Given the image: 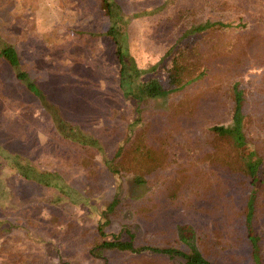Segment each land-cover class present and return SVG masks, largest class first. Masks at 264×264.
I'll return each instance as SVG.
<instances>
[{
    "label": "trees",
    "instance_id": "1",
    "mask_svg": "<svg viewBox=\"0 0 264 264\" xmlns=\"http://www.w3.org/2000/svg\"><path fill=\"white\" fill-rule=\"evenodd\" d=\"M97 2L102 16L107 19L106 29L98 37L111 43L118 64L111 84L102 85L89 70L62 74L40 84L38 76L21 66L14 42L5 39L0 32L1 97L6 98L2 91L7 93L3 71L11 68L19 89L14 91L10 87L13 94L7 93V96L33 95L56 126L55 131L48 133L49 138L39 143L35 138L10 134L5 129L6 116L0 113V177L16 176L27 183L41 185L56 194L58 201H89L97 192L91 193L88 184V190L79 189L58 169L38 165L44 159L38 156L45 148L58 153L64 150L74 167L72 171L78 170L79 176L83 173L92 176L97 165L119 179L130 176L126 183L129 189L124 196L127 200H136L134 220L143 223L150 233L170 235L173 238L170 242L178 244L135 246V234L129 232L130 238L123 239L122 234L127 231L120 229L110 239L96 243L91 249L95 255L100 257V253L107 250L149 252L177 258L183 264H217L216 257H223L222 262H226L224 255H229L234 259L244 257L248 264H264V145L260 146L246 134L245 122L249 119L243 112L246 103L239 85L243 67L260 66L264 70V19H258L256 29L246 21L239 22V30L249 32L246 37L237 39V35L226 36L234 28L232 23L205 19L194 24L199 20L195 17L187 21L184 14L189 11L181 9L182 15L169 19L167 27L172 40L164 52L154 61L140 65L129 54L126 28L130 18L140 13L126 15L118 0ZM0 3L6 7L12 0H0ZM197 6L189 7L191 12ZM213 76L217 77L213 78L216 84L208 86L201 98L195 97L192 101V95H187L189 91L181 92L191 87L204 88L201 82L208 84L206 80ZM113 90H120L125 98L132 100L138 112L157 99L168 98L172 100L168 103L172 113L145 108L147 112L141 113L143 116L138 115L128 123L126 139L102 162L96 159L100 152L98 139L83 133L74 122L65 123L55 107L62 103L73 113L101 115L111 111L106 114L117 116L121 105L110 94ZM177 93H182V97L175 99ZM220 94L230 100L228 118L202 124L201 104L213 103V97L219 102ZM212 106L215 108L214 104ZM197 110L199 112L194 113ZM195 128H203L202 134ZM179 134L182 141L176 140ZM187 137L188 155L192 153L196 162H207L219 168L220 178H210V169L204 171L195 161H178L176 150L180 151L181 145L187 143ZM169 168L173 170L165 174ZM122 184L119 182L114 187L113 199L104 214H111L122 201ZM217 211L223 212L217 214ZM98 229L100 235H105L103 226ZM5 234L0 232V235ZM9 238L12 239V235ZM180 243L187 248L180 247ZM215 244L223 246L219 250ZM133 260L136 264L141 259ZM60 264L71 263L61 260Z\"/></svg>",
    "mask_w": 264,
    "mask_h": 264
},
{
    "label": "rangeland",
    "instance_id": "2",
    "mask_svg": "<svg viewBox=\"0 0 264 264\" xmlns=\"http://www.w3.org/2000/svg\"><path fill=\"white\" fill-rule=\"evenodd\" d=\"M118 2L126 15L140 13L130 18L126 27L130 40L129 54L140 65L154 61L164 52L172 40L167 27L170 25L169 19L177 14L182 15L181 9L183 12L189 11L184 14L187 21H192L195 17L199 20L194 24L205 19L232 23L234 28L226 33V36L237 35L235 36L237 39L246 37L249 32L248 29L241 32L239 22L246 21L256 29L258 19H264V0H118ZM193 5L198 6L191 12L189 7ZM106 25L107 19L102 16L97 0H12L6 7L0 3V32L5 39L14 42L20 55L21 66L32 75L38 76L39 83L43 80L56 79L62 74L72 75L81 70H89L88 72L98 78L102 85L111 84L113 79L111 76L116 75L118 68L117 59L112 53L111 43L98 37L105 31ZM242 70L239 85L243 88L246 103L243 112L248 114L249 119L245 122V130L248 138L261 146L264 145V70L260 66L251 68L245 66ZM14 76L11 68H5L3 71L4 90L8 95L13 94L12 89L14 91L19 89ZM214 77L217 78L213 76L206 80L208 84L205 81L201 82L200 86H206L204 87L206 90L191 87L181 92L189 91L187 95H192V101L195 97L201 98V95L207 93L208 86L216 84L213 81ZM102 91L108 94L104 88ZM2 93L6 98L0 95V113L6 116L5 129L10 134L16 137L25 135L42 143L49 138L47 136L49 132L55 131L56 126L50 115L44 111L36 97L18 93L8 97L7 93L3 91ZM182 93H177L175 99L181 98ZM110 94L121 105V113H117V116L106 114L112 113L111 111H104L101 115L73 113L62 103L57 107L53 104L65 123L74 122L83 133L98 139L100 146V152L96 154L98 161H105L113 155L118 143L127 137L128 123L138 115L141 116V113L147 112L145 108L154 112L172 113L168 105L172 100L168 98L164 99L165 101L157 99L143 106L138 112L135 103L125 98L120 90H113ZM220 95L219 102L213 97V103L210 101L208 104L205 101L201 104V111L194 112L200 113L202 124L222 122L228 118L230 100L226 95ZM49 99L53 101L51 96ZM195 129L199 135L202 134L203 128ZM176 140L182 141V135L179 134ZM188 144L187 137V143L181 145L180 151L176 150L179 152L178 161L196 162L192 153L188 155ZM38 158H44L38 163L41 167L58 169L67 180L70 178L71 183L77 188L87 189L88 184L91 193L97 194L82 203L66 199L58 201L56 194L41 185L27 183L16 176L9 178L1 176L0 232L8 234L0 235V264H60L61 260L69 261L71 264L102 262L133 264L136 257L141 259L136 264L141 262L183 264L177 258L169 259L164 255L149 252L133 254L128 251L107 250L100 253V257L95 255L91 249L96 243L110 239L120 229L127 231L123 232V239L130 238L129 232L135 234V246L178 244L170 242L173 239L170 235L150 233L145 230L143 223L134 220L136 200H127L124 196V192H128L129 189L126 183L129 182L130 176L119 179L99 165L94 169L96 173L92 176L86 173L88 170H85L86 174L79 176L78 170L72 171L73 165L68 162L69 157L64 150L58 153L45 148ZM196 163L204 171L210 169V178L221 177L219 168L208 165L207 162ZM172 170L167 169L165 174ZM119 182L123 183L120 193L122 201L111 214L106 215L103 211L113 199L114 187H117ZM221 212L223 211H217V214ZM100 225L103 226L105 235H100L98 229ZM123 225L126 226L122 228ZM10 235L12 239L9 238ZM179 246L187 248L183 243ZM222 246L215 244L219 250ZM142 258L145 260L142 261ZM224 258L228 261L222 262L223 257H216L214 261L217 264H248L244 257L234 259L235 257L224 255Z\"/></svg>",
    "mask_w": 264,
    "mask_h": 264
}]
</instances>
